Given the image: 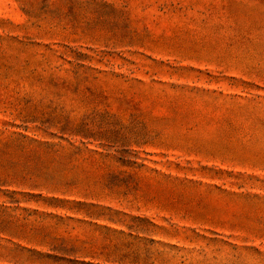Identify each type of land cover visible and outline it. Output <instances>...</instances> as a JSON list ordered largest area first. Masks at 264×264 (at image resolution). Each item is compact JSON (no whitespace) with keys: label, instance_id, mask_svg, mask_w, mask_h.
<instances>
[{"label":"rangeland","instance_id":"rangeland-1","mask_svg":"<svg viewBox=\"0 0 264 264\" xmlns=\"http://www.w3.org/2000/svg\"><path fill=\"white\" fill-rule=\"evenodd\" d=\"M0 264H264V0H0Z\"/></svg>","mask_w":264,"mask_h":264}]
</instances>
